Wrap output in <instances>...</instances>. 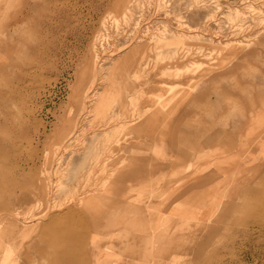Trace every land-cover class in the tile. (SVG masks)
Returning a JSON list of instances; mask_svg holds the SVG:
<instances>
[{"label": "rangeland", "instance_id": "rangeland-1", "mask_svg": "<svg viewBox=\"0 0 264 264\" xmlns=\"http://www.w3.org/2000/svg\"><path fill=\"white\" fill-rule=\"evenodd\" d=\"M0 52V264H264V0H0Z\"/></svg>", "mask_w": 264, "mask_h": 264}, {"label": "crops", "instance_id": "crops-1", "mask_svg": "<svg viewBox=\"0 0 264 264\" xmlns=\"http://www.w3.org/2000/svg\"><path fill=\"white\" fill-rule=\"evenodd\" d=\"M1 53V52H0ZM0 58H3V55L2 54H0Z\"/></svg>", "mask_w": 264, "mask_h": 264}, {"label": "bare ground", "instance_id": "bare-ground-1", "mask_svg": "<svg viewBox=\"0 0 264 264\" xmlns=\"http://www.w3.org/2000/svg\"><path fill=\"white\" fill-rule=\"evenodd\" d=\"M145 98V97H144Z\"/></svg>", "mask_w": 264, "mask_h": 264}]
</instances>
